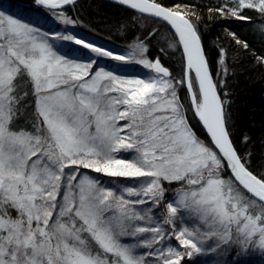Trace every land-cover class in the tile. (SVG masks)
<instances>
[{"label": "snow or ice", "instance_id": "6c2138e0", "mask_svg": "<svg viewBox=\"0 0 264 264\" xmlns=\"http://www.w3.org/2000/svg\"><path fill=\"white\" fill-rule=\"evenodd\" d=\"M34 2L74 23L63 8L75 0ZM115 2L174 29L169 47H182L186 62L180 79L148 58L143 41L114 54L54 35L94 54L87 62L66 56L0 0V264H188L220 244L264 256V173L249 168L230 138L225 101L187 6ZM244 10L264 20V0L216 9L251 21ZM256 30L264 35V23ZM101 57L150 74H119L100 67ZM184 87L191 107L178 95ZM189 111L210 140L191 127ZM82 169L131 183L105 185ZM165 183L176 185L167 199ZM205 237L219 243L208 249Z\"/></svg>", "mask_w": 264, "mask_h": 264}, {"label": "trees", "instance_id": "16d2710c", "mask_svg": "<svg viewBox=\"0 0 264 264\" xmlns=\"http://www.w3.org/2000/svg\"><path fill=\"white\" fill-rule=\"evenodd\" d=\"M159 2L170 8L177 4L187 6L184 10L189 13L188 19L197 28L211 75L217 84L218 94L225 101L230 138L249 168L258 175L264 173V61L261 60L264 57V35L256 30V25L264 23V20L252 10L243 12V15L252 17L251 21L222 16L216 11L222 6L219 0ZM7 3L10 5L8 11L13 16L20 17L49 33L50 40L60 41L52 39L54 35L72 34L117 54L126 53L130 46L143 41L147 46L149 59L159 58L173 78L180 79L183 76L184 63L181 52L178 53L169 47L173 35L157 20L100 0H78L63 9L64 14L74 21L66 25L48 10L37 6L34 0H7ZM232 34L240 41L246 42L248 47L244 48L242 43L238 44ZM55 49L77 60L88 61L93 58L90 51L70 41H60V45ZM221 50L224 52L223 64L220 63ZM99 64L100 67L111 70L115 67L111 60L99 61ZM115 70L119 72L117 67ZM126 70L130 73L138 72L140 75L150 74L148 70L135 66L124 68L122 72ZM25 87L21 83V94ZM178 95L183 104L191 107L185 87L178 88ZM187 116L197 135L207 140L193 112L189 111ZM81 171L99 177L105 185L113 187L131 183L130 179L104 177L88 169ZM164 186L166 196L172 197L176 185L165 183ZM169 243L178 246L174 237ZM218 243L216 237L204 238V246L208 249ZM262 260L264 256L258 251L244 253L235 245L220 244L215 251L194 256L188 264H261Z\"/></svg>", "mask_w": 264, "mask_h": 264}, {"label": "water", "instance_id": "95a60500", "mask_svg": "<svg viewBox=\"0 0 264 264\" xmlns=\"http://www.w3.org/2000/svg\"><path fill=\"white\" fill-rule=\"evenodd\" d=\"M78 0H75V3L77 2ZM100 1H103V2H106V3H109V4H113V5H116V6H118V7H121V8H124V9H126V10H128V11H131V12H133V13H136L135 12V10H131V9H128L126 6H123V5H120V4H118V3H116L115 2V0H100ZM74 3V4H75ZM73 4H69V5H65L64 6V8L63 9H65V8H67V7H70V6H72ZM40 7H42V6H40ZM43 8V7H42ZM136 14H139V13H136ZM141 15V14H140ZM143 16H146V17H149V18H152V19H154V20H157L158 22H160V23H162L163 25H165L168 29H169V31L172 33V35H174V29H171V26L167 23V22H165V21H162V20H160L159 18H155V17H151V16H148L147 14H143ZM177 40H178V38H177ZM203 49V48H202ZM181 54H182V47H181ZM206 58V57H205ZM155 60V59H154ZM153 60V61H154ZM207 61V60H206ZM183 63H184V67H185V61H183ZM209 71H210V69H209ZM210 74H211V72H210ZM185 89H186V91H187V88L185 87ZM187 94H188V92H187ZM219 95V94H218ZM188 97H189V95H188ZM189 101H190V98H189ZM194 114V113H193ZM196 118V120L198 121V123H199V125H200V127H201V129H202V131H203V133H204V135H205V137H206V139L207 140H210V137H208V135H207V132H206V130L205 129H203V126H202V124L199 122V120H198V117H195Z\"/></svg>", "mask_w": 264, "mask_h": 264}, {"label": "rangeland", "instance_id": "374dc122", "mask_svg": "<svg viewBox=\"0 0 264 264\" xmlns=\"http://www.w3.org/2000/svg\"><path fill=\"white\" fill-rule=\"evenodd\" d=\"M219 1H221L222 2V5H224L226 2L228 3H231V0H219ZM49 42L50 43H52L53 45H54V47H56V46H58V45H60V41H53V40H50L49 39ZM88 50V49H87ZM89 51V50H88ZM113 52V51H112ZM114 54H117L116 52H113ZM91 55L92 56H94V54H92L91 53ZM77 60V59H76ZM104 60H110L109 58H104V57H101V58H98V61H100V62H102V61H104ZM78 61H81V62H87V61H82V60H78ZM112 61V60H111ZM117 63L118 62H116V61H112V64H114L115 65V67H116V65H117ZM100 65V64H99ZM132 66H135V67H137V68H139V69H142V70H146L147 71V69H144L141 65H136V64H132V65H128V66H126V68H130V67H132ZM115 67L113 68L114 70H115ZM118 69H119V72H117V73H119V74H122V75H129V76H132V75H136V76H145L146 74H144V75H140L138 72H132V73H130V72H128L127 70L123 73L122 72V69H124V68H119V67H117ZM113 70V71H114ZM115 71H117V70H115ZM114 71V72H115ZM148 72V71H147ZM121 179H125V180H128V178H121ZM118 185V184H117ZM119 185H123V184H119ZM165 198L167 199L168 197L166 196V193H165Z\"/></svg>", "mask_w": 264, "mask_h": 264}]
</instances>
